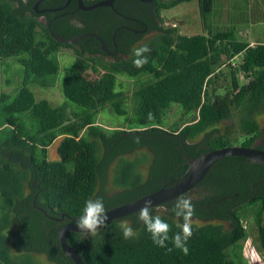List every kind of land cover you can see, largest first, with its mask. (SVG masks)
Returning a JSON list of instances; mask_svg holds the SVG:
<instances>
[{"label":"trees","instance_id":"obj_1","mask_svg":"<svg viewBox=\"0 0 264 264\" xmlns=\"http://www.w3.org/2000/svg\"><path fill=\"white\" fill-rule=\"evenodd\" d=\"M35 1L0 0V72L3 59L25 55L18 59L24 78L16 95L10 99L0 89V264H38L30 255L17 262L12 245L16 251L43 253L54 264H74L58 246L62 225L71 220L84 223L173 181L186 171V157L233 144L252 146L260 137L264 42L239 40L234 27L185 35L162 25L163 9L190 0H115L113 8H66L57 12L64 14L51 21L50 28L56 12H45L47 21L41 24ZM64 1L42 0L41 5L54 7ZM215 1L199 0L203 22L212 16ZM101 11L99 22L88 17ZM137 20L147 26L142 33L134 32L143 26ZM119 26L114 39L122 55L112 60L85 55V50L104 54L94 37L74 43L81 49L76 48L61 91L80 110L35 98L27 84L53 86L58 49L74 46L57 41L50 31L66 38L94 32L109 42ZM146 33L151 35L143 40ZM223 65L226 72L220 70ZM119 75L132 79L129 95L117 89ZM107 104L125 116L129 127L109 130L98 124L97 115ZM173 107L178 117L166 126ZM224 120H232V127L220 132L216 125ZM235 126L241 134H234ZM58 138L57 158L50 159L49 146ZM263 144L262 138L257 147ZM141 149L149 155L125 158ZM116 159L110 182L114 188L107 189L108 168ZM147 160L144 176L140 166ZM211 169L217 177L209 181L212 192L185 198L190 190L166 202L168 213L163 215L148 214L151 207L91 233L69 231L68 243L84 264H213L210 259L219 253H227L234 264H248L241 246L249 235L243 223L249 216L264 252V164L229 156ZM210 171L195 188L203 187ZM253 182L258 193L252 200L246 194L252 192ZM188 219L209 222L188 224ZM14 222L18 228L9 232Z\"/></svg>","mask_w":264,"mask_h":264},{"label":"rangeland","instance_id":"obj_2","mask_svg":"<svg viewBox=\"0 0 264 264\" xmlns=\"http://www.w3.org/2000/svg\"><path fill=\"white\" fill-rule=\"evenodd\" d=\"M165 1V0H163ZM103 11H101L97 17L89 15L88 17L93 20L99 22V18L103 17ZM80 18H83V15H79ZM160 18L162 19V25L164 27H175L178 33L185 35L206 34L208 30L217 31L224 30L229 27H234L236 37L239 40L248 41L249 43L256 42L261 43L264 42V0H216L214 5L213 14L208 20L203 22L201 9L199 6V0H190V1H182L177 3L175 6L167 9H163L160 12ZM37 19L41 22V24L45 25L47 18L45 15H39ZM151 33H146L143 37V40L148 38ZM76 43V42H75ZM74 44V43H72ZM76 48L81 49L79 44H74L72 47H60L58 52L56 53L57 59L59 61V70L55 77V84L53 86L42 87L40 85L29 83L27 84L28 88L31 89L35 98L46 99L51 105H61L66 103L69 108H75L76 110H80V108L76 107L73 103H71L62 93L61 91V81L65 75V73L70 68L74 58L76 57ZM85 55L101 57L106 61L112 60V56L109 54H102L100 52H94V54H90L88 50H85ZM25 55L19 56V58H7L3 59L1 64V72H0V89L4 93H6L9 98H13L18 89L23 84L24 72L23 66L18 61V59L24 57ZM114 57V56H113ZM221 71L226 72L227 66L223 65L220 68ZM87 78L93 80L95 76L90 72L87 73ZM241 81H244L241 79ZM133 81L132 79L127 78L126 76L119 75L117 79V89L123 90L127 95L130 94L132 88ZM128 100L126 104H128ZM176 105V104H174ZM179 107L178 105H176ZM126 110L130 112V106L127 105ZM178 117L177 108L173 107L171 112L168 114V118L166 121V126L172 123ZM236 122V118H234ZM97 122L100 126H103L109 130H124L129 127L128 122L125 121L124 115L117 114L111 105H106L97 115ZM258 122L260 124V137L256 139V144L261 141L264 137V115L258 116ZM232 120H224L216 125V128L220 130V132H224L227 126L232 127ZM234 134H241L240 130L237 126L234 127ZM200 138H198L199 140ZM60 139H56L50 146L48 150V157L50 159L57 158L56 155V146L59 143ZM235 145V144H233ZM237 145V144H236ZM264 145V144H263ZM263 147V146H262ZM143 153L148 154L145 149L138 150L133 153H129L125 156L126 159H134L136 155L142 156ZM152 159V158H151ZM119 160H115L108 168V182L106 184L107 189L114 188L111 180H113L112 176L114 175V168L116 167ZM151 161V160H150ZM149 165V160L143 163L140 168L143 175L146 176L147 169ZM102 187V183L98 185V189ZM104 187V185H103ZM203 192L202 188H194L191 189L185 195V198L193 199L198 197L200 193ZM1 204V200H0ZM1 211V209H0ZM168 213V208L163 204L159 206H155L150 213L148 214H159L163 215ZM176 220V218H174ZM264 220V213H263ZM209 221L206 220H190L188 219L187 223H196L201 225ZM216 223H223L220 220H214ZM125 225L130 223L129 220H123ZM244 226L248 230V234L252 239V243L254 247L258 250L259 254L262 256L264 260V252H262L256 241V227L254 224L253 217L249 216L246 220L243 221ZM227 227V226H226ZM18 228V222H14L9 229V232L12 230H16ZM11 236V235H10ZM14 240V237L11 236V241ZM256 250V251H257ZM11 255L17 261L21 262L27 255L31 256V259L38 264H54L49 261L48 258L43 253L37 252H27V251H16L15 247H11ZM245 256V255H244ZM213 264H234L233 260L229 257L227 253H219L213 258L210 259Z\"/></svg>","mask_w":264,"mask_h":264},{"label":"water","instance_id":"obj_3","mask_svg":"<svg viewBox=\"0 0 264 264\" xmlns=\"http://www.w3.org/2000/svg\"><path fill=\"white\" fill-rule=\"evenodd\" d=\"M41 1L42 0H37L33 5V8L36 12H59L65 9L71 0H65L59 6L38 10L37 6ZM114 1L115 0H96L93 3L84 4L83 0H77V8L82 11H89L97 7H113ZM138 1L150 3L152 0ZM63 14L64 13L56 14L53 18H51L47 27L50 28V22L55 18L62 16ZM119 28L120 27L116 28L112 33V43L114 48L113 54L116 53L114 37ZM50 34L57 41L67 44L75 43L84 37H94L100 42V48L103 51H107V47L105 46L103 39L94 32L79 34L71 38H66L53 31H50ZM229 156L241 157L248 162L264 164V148H259L254 145H229L225 147L209 149L194 158L186 157L185 162L188 164L186 171L173 181L167 182L158 189L144 194L138 198L132 199L105 211L98 212L95 216L91 217L84 223H79L77 220H71L62 225L58 230V246L62 250L63 254L68 256L74 264H84L78 251L67 241L66 236L69 231H75L84 234L91 233L112 220L169 202L193 189L199 184V182H201L215 162Z\"/></svg>","mask_w":264,"mask_h":264},{"label":"flooded vegetation","instance_id":"obj_4","mask_svg":"<svg viewBox=\"0 0 264 264\" xmlns=\"http://www.w3.org/2000/svg\"><path fill=\"white\" fill-rule=\"evenodd\" d=\"M37 1V0H36ZM35 1V2H36ZM72 1V0H71ZM70 1V2H71ZM34 2V3H35ZM42 2V1H41ZM41 2H39V4H38V6H37V9L38 10H41V9H43V8H48L47 6H42L41 5ZM115 2V1H114ZM118 4L119 5H121V6H124L125 5V3H123L122 1H119L118 2ZM34 5V4H33ZM59 6V5H58ZM55 7V6H54ZM108 7V6H107ZM66 8H70V9H68V12H69V10L70 11H78V8H77V0H76V4H75V6H70V3H69V5L66 7ZM65 8V9H66ZM111 8H113V7H111ZM64 10V9H63ZM44 13L45 12H37V14H41V15H44ZM56 14H57V12H56ZM56 19V18H55ZM139 23H140V25H143L142 26V28H137V29H135L136 30V32H140V33H142V32H144L145 30H146V28H147V26H146V24L143 22V21H141V20H137ZM121 26H124V25H121ZM121 26H119V27H121ZM124 27H127V26H124ZM130 28V27H129ZM142 30H144V31H142ZM135 32V31H134ZM75 36H77V35H75ZM74 37V36H73ZM81 40V39H80ZM103 41H104V39H103ZM104 43H105V46L107 47V51H103L104 52V54L106 55V54H109V55H111L112 57L113 56H115V55H118V56H121L122 54H117V48H116V53L115 54H113V51H114V48H113V43H112V35H111V38H110V41L109 42H106V41H104ZM116 43V42H115ZM117 47V46H116ZM262 115H264V114H262ZM260 116V115H259ZM263 139H264V137H263ZM256 142V140L254 141V146H256L257 147V145H258V143L256 144L255 143ZM201 147H203V145H200L198 148H201ZM211 171L209 172V174L207 175V176H209L208 178H207V182L203 185V187H201L202 189H203V194L204 195H206V193H208V192H210V190H211V192H212V189L210 188V184L211 183H213L214 181H217V177H215V174L213 173V170L212 169H210ZM214 177V178H213ZM204 180V179H203ZM202 180V181H203ZM201 181V182H202ZM209 181L211 182V183H209ZM263 180H261L260 182H262ZM195 188V187H194ZM252 188H253V190H252V192H250V193H247L246 194V197H248V198H252V200L253 199H255L256 198V196H257V193H258V188L255 186V182H253L252 183ZM185 194V193H184ZM236 197L238 196V193L236 192L235 194H234ZM260 195H264V192L263 191H261V194ZM259 195V196H260ZM182 196V195H181ZM176 199V198H175ZM174 200V199H173ZM165 204V203H164ZM161 205H163V204H161ZM263 213H264V210H263ZM254 224H255V222H254ZM226 226L228 227V226H230L229 225V223H226ZM255 227H256V224H255Z\"/></svg>","mask_w":264,"mask_h":264},{"label":"built area","instance_id":"obj_5","mask_svg":"<svg viewBox=\"0 0 264 264\" xmlns=\"http://www.w3.org/2000/svg\"><path fill=\"white\" fill-rule=\"evenodd\" d=\"M255 42L250 43V45H255ZM237 56L235 57V59ZM233 62V61H232ZM254 247L251 237L248 235L242 242L241 252L242 256L245 257L248 264H264L262 256L259 254L258 250ZM245 255V256H244Z\"/></svg>","mask_w":264,"mask_h":264},{"label":"clouds","instance_id":"obj_6","mask_svg":"<svg viewBox=\"0 0 264 264\" xmlns=\"http://www.w3.org/2000/svg\"><path fill=\"white\" fill-rule=\"evenodd\" d=\"M256 43V42H255Z\"/></svg>","mask_w":264,"mask_h":264}]
</instances>
